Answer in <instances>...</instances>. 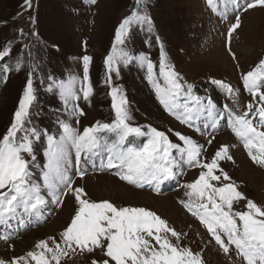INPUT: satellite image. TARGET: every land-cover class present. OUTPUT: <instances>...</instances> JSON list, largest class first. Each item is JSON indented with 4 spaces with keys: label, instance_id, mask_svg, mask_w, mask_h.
Masks as SVG:
<instances>
[{
    "label": "snow or ice",
    "instance_id": "1",
    "mask_svg": "<svg viewBox=\"0 0 264 264\" xmlns=\"http://www.w3.org/2000/svg\"><path fill=\"white\" fill-rule=\"evenodd\" d=\"M145 0H136V9L125 17L115 30L114 42L105 58L110 86L111 109L114 118L110 122L96 121L93 125L73 127L70 122H60L57 136L47 135L44 163L37 165L34 146L44 133L32 126L31 108L36 100L33 71H29L22 95L18 100L10 125L0 135V225L16 220L23 223L25 215L36 216L43 211L50 197L57 205L71 193L76 208L70 223L59 234V240L49 237L35 244L21 256L9 261L0 259V264H72L82 257L89 264H207L205 250L214 244L231 264H264V205L240 191L221 161L235 162L227 144L221 145L210 160L204 159V145L192 137L169 129L179 143L169 134L151 125H134L128 101L119 87L111 86L113 72L119 75V66L137 63L146 68V79L162 109L179 123L205 135L210 126L214 130L220 119H225L216 110L208 96L198 94L196 85L187 82L172 65L160 46L158 65L147 55H134L126 48V37L132 25H147L152 30V20L141 11ZM31 8V0H25ZM95 4L96 0H90ZM211 4L212 0H208ZM264 9V0H250L242 11ZM241 27V15L237 11L234 22L227 31L230 41ZM23 38V29L19 30ZM36 35L35 32L31 33ZM159 43V38H157ZM12 41L0 50V61L11 56ZM92 57H82V98L90 101L93 87L90 79ZM22 61L17 59L15 68L3 65L6 73L20 71ZM244 90L252 100L243 113L224 106L227 123L234 136L242 142L252 163L264 169V58L254 67L241 74ZM52 79V78H50ZM220 89L234 103L239 92L230 83L210 78L207 81ZM49 91H58L65 105L72 102L69 115L80 124L86 115L78 106L81 99L75 90V81H60L48 85ZM207 92V89H204ZM205 117L210 125L200 127L197 121ZM135 138L144 142L133 146ZM215 139L214 135L208 144ZM74 151L76 175H85L80 165L82 159L103 153L107 169H116L121 181L137 188L148 187L160 194L161 186L183 174V166L197 167L200 172L192 182L184 184V195L179 203L204 228L207 243L193 250L183 243L188 233L178 232L169 221L155 211L138 206H117L110 200L92 201L86 191L74 186V177L69 171L70 156ZM178 154V155H177ZM41 168L39 179L35 168ZM11 237L0 235V240Z\"/></svg>",
    "mask_w": 264,
    "mask_h": 264
},
{
    "label": "rangeland",
    "instance_id": "2",
    "mask_svg": "<svg viewBox=\"0 0 264 264\" xmlns=\"http://www.w3.org/2000/svg\"><path fill=\"white\" fill-rule=\"evenodd\" d=\"M248 2L250 0H212L211 4L208 0H145L139 7L152 20V30L149 31L146 24H134L126 37V48L130 53L147 55L157 65L160 46L163 45L176 70L187 82L196 85L199 95L210 97L217 112L225 117L218 120L215 130L209 126L205 135H201L194 128L190 129L169 116L158 103L146 79V68L135 62L127 66L121 64L119 75L115 72L111 75V86L119 87L124 93L134 125L156 127L169 134L175 143L179 142L169 129L190 136L205 146V160H210L221 145L227 144L235 162L221 161V167L239 185L240 191L258 205H264V169L252 163L242 142L232 133L224 112L225 105L238 114L246 109L252 98L243 88L241 74L251 70L259 59L264 58V9L257 7L242 11ZM136 7V0H96L94 5L90 0H31L29 9L25 0H0V50L8 41L13 42L11 56L0 62H6L11 69L15 68L17 59L23 64L20 71L6 73V82L2 80L5 73L3 65H0V135L10 125L29 71L34 72L33 82L36 88V100L30 110L32 126L45 134L34 142L37 165L44 163L47 135L57 136L60 122H70L73 127L81 130L96 121L110 122L114 113L104 61L112 48L116 28ZM237 11L241 15V27L230 41L231 52L236 56L234 60L227 50L229 42L226 34ZM20 29H23V38L18 34ZM32 32L36 35H32ZM85 55L92 57L90 79L93 94L88 102L83 100L81 92L82 57ZM210 78L230 83L239 92L238 102L234 103L220 89L209 84L207 81ZM73 79L76 93L81 96L78 106L86 113L79 118V125L69 115L72 102L65 105L58 91L48 90L49 84L54 87V82ZM196 123L204 127L206 124L210 125L211 121L201 117ZM211 135L215 139L208 144ZM144 139L135 138L133 146L141 144ZM74 157L73 151L69 171L74 177V186L82 187L92 201L110 200L117 206L148 208L168 220L170 226L178 232L188 233L183 240L184 245L199 250L207 243L204 228L179 203L186 199L182 186L197 178L199 168L185 164L183 174L165 182L160 194H157L147 186L137 188L121 181L115 174L116 170L107 169L103 166L106 163L102 165L100 162L103 158L105 160L103 153L82 159L80 167L85 170V175L81 178L76 175ZM35 173L39 179L41 168L36 167ZM100 183L123 185L130 197H122L115 191L105 192L103 187L97 193L94 186ZM70 194L63 197L62 205H57L49 197L43 211L36 216L25 215L23 223L13 220L9 225H0V235L11 237L8 241L2 240L9 256L2 255L0 251V257L3 256L0 259L9 261L14 256L24 255L34 250L35 244L40 240L49 237L59 240L60 232L70 223L76 208ZM54 220L60 221L61 225L58 230L49 232ZM39 230L45 233L41 239L38 234L33 233ZM32 233L35 238L33 242L26 238L25 247L18 248L15 245ZM205 259L207 264H231L214 244L208 245ZM72 264L89 262L77 257Z\"/></svg>",
    "mask_w": 264,
    "mask_h": 264
},
{
    "label": "bare ground",
    "instance_id": "3",
    "mask_svg": "<svg viewBox=\"0 0 264 264\" xmlns=\"http://www.w3.org/2000/svg\"><path fill=\"white\" fill-rule=\"evenodd\" d=\"M240 51V50H239ZM203 87V86H202ZM243 172H244V170H243ZM102 184V185H101ZM95 188H94V190H97V193H99V189L101 188V187H103L104 188V191L105 192H109V191H111V192H113V191H115L116 192V194L118 193H120V196H122V197H125L126 198V196H128V197H130V194L129 193H127L126 191H125V186L123 187V185H119V186H112V184L111 183H109V184H106V183H100V185L99 184H96L95 186H94ZM116 187V188H115ZM70 194V193H69ZM71 195V194H70ZM140 197H143L142 195H140ZM160 201H163V200H160ZM158 203V202H157ZM178 211V210H177ZM9 225V224H8ZM60 225H61V223H60V221L58 222L57 220L55 221H53L52 223H51V227H50V229H48L49 230V232L51 231V230H58L59 229V227H60ZM40 229V228H39ZM42 230V229H41ZM41 230H39L38 232H33V233H36V234H38V236H39V238L40 237H44V234H43V232L41 231ZM44 230H46V229H44ZM31 234L30 235V237H28V236H25L24 238H23V240L22 241H20L19 242V244L17 245V244H15L16 246H18V248L20 247H25L26 246V241H25V239L27 238L28 239V241H30V242H33V240L35 239L34 238V234ZM49 234V233H48ZM34 238V239H33ZM41 239V238H40ZM4 246V247H3ZM17 249V248H16ZM0 251L3 253L2 255H7V256H9L7 253H6V250H5V244H4V241H2V240H0ZM17 251V250H16ZM13 252V251H12ZM0 258H3V256H1Z\"/></svg>",
    "mask_w": 264,
    "mask_h": 264
},
{
    "label": "trees",
    "instance_id": "4",
    "mask_svg": "<svg viewBox=\"0 0 264 264\" xmlns=\"http://www.w3.org/2000/svg\"><path fill=\"white\" fill-rule=\"evenodd\" d=\"M0 65H4V62H0ZM1 67V66H0Z\"/></svg>",
    "mask_w": 264,
    "mask_h": 264
}]
</instances>
